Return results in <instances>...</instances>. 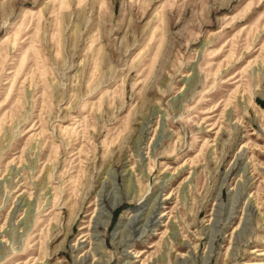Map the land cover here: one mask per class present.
<instances>
[{
	"label": "rangeland",
	"instance_id": "rangeland-1",
	"mask_svg": "<svg viewBox=\"0 0 264 264\" xmlns=\"http://www.w3.org/2000/svg\"><path fill=\"white\" fill-rule=\"evenodd\" d=\"M0 264H264V0H0Z\"/></svg>",
	"mask_w": 264,
	"mask_h": 264
}]
</instances>
